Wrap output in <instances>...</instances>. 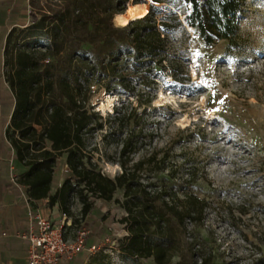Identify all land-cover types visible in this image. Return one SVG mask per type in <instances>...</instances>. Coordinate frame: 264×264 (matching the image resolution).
Instances as JSON below:
<instances>
[{"label":"rangeland","instance_id":"1","mask_svg":"<svg viewBox=\"0 0 264 264\" xmlns=\"http://www.w3.org/2000/svg\"><path fill=\"white\" fill-rule=\"evenodd\" d=\"M160 1L155 5L163 13L176 12L183 28L166 37L159 56H121L119 80L110 92L91 85L96 128L85 136V153L106 177L120 174L121 162L127 167L143 162L135 178L148 190H176L205 201L200 224L186 221L185 228L170 230L184 264H264V0H244L233 48L227 41L206 46L187 26L190 5L183 0ZM139 2L148 10L153 4ZM28 15L30 23V10ZM113 25L120 27L114 19ZM6 50L8 76L9 44ZM116 111L125 115L120 122L114 121ZM125 139L130 148L121 156ZM59 165L58 176L67 169L65 156ZM114 199L123 200L122 189ZM91 203V212L81 218L74 198L70 215L89 231L86 247L102 248L95 254L85 249L69 263L156 264L152 257L131 260L121 252L129 232L120 204L97 198ZM98 231L100 239L93 241ZM107 236L115 244H103Z\"/></svg>","mask_w":264,"mask_h":264},{"label":"trees","instance_id":"2","mask_svg":"<svg viewBox=\"0 0 264 264\" xmlns=\"http://www.w3.org/2000/svg\"><path fill=\"white\" fill-rule=\"evenodd\" d=\"M183 1L190 5L187 26L198 32L206 46L218 41H227L228 48L236 45L244 0ZM127 2L28 0L25 10H30L32 19L9 31L4 48L5 56L9 44L6 81L14 98L9 142L15 173L19 172V182L32 201L47 199L62 214H71L74 198L81 204V218L91 212L92 198L120 204L129 232L120 245L125 257H152L156 264H169L179 256L176 264H184L178 239L170 230L173 225L185 228L186 221L200 224L205 201L176 190H148L135 178L143 162L132 167L121 162V173L106 177L84 150L85 136L96 128L91 123V85L110 92L119 80L121 56L135 60L159 56L166 37L183 28L176 12L165 8L168 12L163 13L155 5L160 0H153L143 18L115 27L113 19L124 13ZM116 113L114 121L120 122L125 115ZM129 148L125 139L121 156ZM63 156L67 169L58 176ZM118 189L123 190L122 201L114 199Z\"/></svg>","mask_w":264,"mask_h":264},{"label":"crops","instance_id":"3","mask_svg":"<svg viewBox=\"0 0 264 264\" xmlns=\"http://www.w3.org/2000/svg\"><path fill=\"white\" fill-rule=\"evenodd\" d=\"M26 7L28 0H0V264H25L28 252V241L18 236V233L27 231L26 205L19 190L9 181V165L12 162L15 166L14 150L9 142V121L14 98L6 81L4 56L9 31L13 27L29 24L26 22L29 18V9L25 10ZM54 192L53 188L51 194ZM35 207L54 221H58L62 214L58 205L50 206L47 199L35 202ZM99 236L100 231L91 239L99 240ZM80 264H85V261Z\"/></svg>","mask_w":264,"mask_h":264},{"label":"built area","instance_id":"4","mask_svg":"<svg viewBox=\"0 0 264 264\" xmlns=\"http://www.w3.org/2000/svg\"><path fill=\"white\" fill-rule=\"evenodd\" d=\"M9 171V181L19 190L26 205L27 231L18 233L20 238L28 241L25 264H64L73 260L85 249L89 254L101 250L100 244L86 247L89 231L85 229L81 219L77 220L71 215L61 214L59 220L54 221L44 216L20 184L12 162ZM74 220H77L76 223ZM67 233L71 234L67 237ZM104 243L115 244V241L107 236L103 240Z\"/></svg>","mask_w":264,"mask_h":264},{"label":"bare ground","instance_id":"5","mask_svg":"<svg viewBox=\"0 0 264 264\" xmlns=\"http://www.w3.org/2000/svg\"><path fill=\"white\" fill-rule=\"evenodd\" d=\"M147 12H148V8L144 4L128 5L124 13L117 16L114 19V22L117 26L123 27L126 26L131 21H136L137 19L143 18L147 14ZM118 17H122L123 20L127 21V23L126 24L122 23L120 20L117 19Z\"/></svg>","mask_w":264,"mask_h":264},{"label":"snow or ice","instance_id":"6","mask_svg":"<svg viewBox=\"0 0 264 264\" xmlns=\"http://www.w3.org/2000/svg\"><path fill=\"white\" fill-rule=\"evenodd\" d=\"M118 20H120L122 23H124V24H126L127 23V21H125V20H123V18L122 17H118L117 18ZM221 102H223V101H221Z\"/></svg>","mask_w":264,"mask_h":264}]
</instances>
